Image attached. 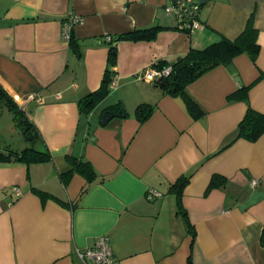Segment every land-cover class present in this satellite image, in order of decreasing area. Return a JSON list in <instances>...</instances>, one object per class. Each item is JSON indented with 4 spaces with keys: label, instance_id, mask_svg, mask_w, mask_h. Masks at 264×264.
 <instances>
[{
    "label": "crops",
    "instance_id": "obj_1",
    "mask_svg": "<svg viewBox=\"0 0 264 264\" xmlns=\"http://www.w3.org/2000/svg\"><path fill=\"white\" fill-rule=\"evenodd\" d=\"M171 1L0 0V85L51 154L38 163L0 161V264H85L77 249L102 234L119 264H264V133L236 137L248 107L264 114V0H207L192 32L164 12ZM69 14L82 17L70 31L80 53L63 36ZM251 14L255 61L239 54L187 85L200 117L143 78L160 59L234 39ZM152 25L162 27L152 40L116 42V85L81 112L80 99L98 89L107 66L105 36ZM242 86L244 98L231 96ZM119 102L124 114L102 124V112H117L110 107ZM143 102L154 107L139 122L134 110ZM10 126L0 128L4 137ZM68 155L88 160L97 175L79 198L84 177L73 173L66 185L59 178ZM183 177L181 206L193 235L168 191ZM33 187L65 203L41 200ZM151 187L162 195L147 199Z\"/></svg>",
    "mask_w": 264,
    "mask_h": 264
},
{
    "label": "trees",
    "instance_id": "obj_2",
    "mask_svg": "<svg viewBox=\"0 0 264 264\" xmlns=\"http://www.w3.org/2000/svg\"><path fill=\"white\" fill-rule=\"evenodd\" d=\"M206 1L207 0H193L192 2L201 6V4ZM171 16L175 19L173 15ZM175 23L176 27L180 29L177 21ZM161 28V26L152 25L145 28L134 29L116 36H110L109 39H106L105 36V41L109 47L107 66L105 68L103 78L98 89L88 93L86 96L80 99L79 105L81 112H90L91 109L109 93L111 89L110 82L114 76L112 66L115 65L117 56L116 42L118 40H152L156 37L157 32ZM180 30L190 32L188 29L184 28ZM257 35L258 31L253 25V15L251 14L246 22L244 29L234 39H229L222 36L218 40L213 41L202 48H190L185 54L180 55L173 61L160 59L154 62L151 65V68L156 69L157 71H162L167 66H170L171 69L168 74H160L155 76L152 79V82L156 86H158L164 93L181 97L190 115L193 118H198L204 113V110L189 95V93L187 92V85L212 68L218 65L228 64L235 56L239 54L246 53L253 61H255L259 52ZM69 44L72 48L75 49L77 53H80L77 41L74 40L71 35H69ZM246 89V86H242L237 89L231 96L244 98L246 96ZM0 102H3L5 104L8 111L12 115V119L15 123L16 128L19 130L24 141L28 144L21 150L11 149L8 145L0 146L3 147L0 148V161H21L25 164L49 161L51 159V154L45 148L41 136L39 135V132L34 126L32 120L29 118L28 113L17 104L13 97H11L1 87V85ZM113 107H117V111L124 110L123 107H121L120 102L116 103L110 108ZM153 107L154 105L150 103H139L134 110V114L137 120L139 122H144L145 120H147L153 111ZM110 111L111 110L108 111L107 109H105L102 113L106 112V114L108 115ZM113 111L115 112V110ZM262 133H264V114L255 111L251 107H248L243 119L238 125L236 137H243L247 140L254 141ZM66 158L69 166L67 170L59 173V178L63 185H66L73 173H78L82 177H84L86 183L79 193V198L88 190L91 182L97 175L92 164L88 160L72 155H68L66 156ZM218 180L219 178L214 176L211 180V185L216 184ZM186 182V177L180 178L175 184L169 186L168 191L176 195V204L178 207V211L182 213L186 222V226L188 227L190 234L193 235L191 224L181 206V192ZM32 190L41 198V200L52 199L62 204L65 203L58 197L41 189L33 187ZM260 241L262 244H264V229H262Z\"/></svg>",
    "mask_w": 264,
    "mask_h": 264
},
{
    "label": "built area",
    "instance_id": "obj_3",
    "mask_svg": "<svg viewBox=\"0 0 264 264\" xmlns=\"http://www.w3.org/2000/svg\"><path fill=\"white\" fill-rule=\"evenodd\" d=\"M193 0H174L167 3L164 6V12L171 14L175 17L179 28L188 29L190 32L201 27V22L198 18L199 4L193 3ZM82 17L76 14H69L63 22L62 32L63 36L69 38L71 28L74 24L79 23ZM110 35H106V39H109ZM170 66H167L162 71L149 68L142 74L143 78L152 81V79L160 74H168L170 72ZM116 85V78L113 76L110 82V88ZM251 185H255L256 181L251 180ZM16 195H20L21 191L17 187L12 188ZM162 193L156 188H149L146 191L145 197L149 200L161 196ZM78 257L85 264H119L113 257L110 245L109 237L106 234L99 235L92 246L77 249Z\"/></svg>",
    "mask_w": 264,
    "mask_h": 264
},
{
    "label": "rangeland",
    "instance_id": "obj_4",
    "mask_svg": "<svg viewBox=\"0 0 264 264\" xmlns=\"http://www.w3.org/2000/svg\"><path fill=\"white\" fill-rule=\"evenodd\" d=\"M7 125H13L12 115L8 111L7 107L3 102H0V128L7 127ZM14 130L10 132V134L7 135V137H4L0 133V146H2L3 143H6L8 146H10L11 149L16 150V148H19V146L24 143V140L19 132V130L16 128V126H13ZM9 128V127H8ZM3 148V147H0Z\"/></svg>",
    "mask_w": 264,
    "mask_h": 264
},
{
    "label": "water",
    "instance_id": "obj_5",
    "mask_svg": "<svg viewBox=\"0 0 264 264\" xmlns=\"http://www.w3.org/2000/svg\"><path fill=\"white\" fill-rule=\"evenodd\" d=\"M114 114H116V115H121V116H122L124 113H123L122 110H119V111H117V112L110 111L108 115H107L106 112H105V113L102 114V117H101V123H102V124L106 123V122L109 120V118H110L111 116H113Z\"/></svg>",
    "mask_w": 264,
    "mask_h": 264
}]
</instances>
